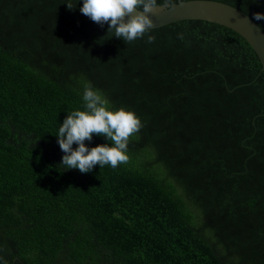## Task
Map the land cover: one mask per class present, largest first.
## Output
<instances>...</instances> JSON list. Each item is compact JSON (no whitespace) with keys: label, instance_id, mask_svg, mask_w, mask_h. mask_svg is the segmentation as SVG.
Segmentation results:
<instances>
[{"label":"trees","instance_id":"trees-1","mask_svg":"<svg viewBox=\"0 0 264 264\" xmlns=\"http://www.w3.org/2000/svg\"><path fill=\"white\" fill-rule=\"evenodd\" d=\"M220 1L264 14V0ZM82 5L0 0V264H264L253 49L199 18L124 41ZM86 83L141 121L116 168L60 164L56 135L84 110ZM84 143L111 146L96 134Z\"/></svg>","mask_w":264,"mask_h":264},{"label":"clouds","instance_id":"clouds-1","mask_svg":"<svg viewBox=\"0 0 264 264\" xmlns=\"http://www.w3.org/2000/svg\"><path fill=\"white\" fill-rule=\"evenodd\" d=\"M176 5V0H164L162 4L169 10ZM157 6V0H83L80 11L98 24L107 22L109 29L115 30L116 37L131 42L153 28V21L147 14ZM253 19L264 20V14L255 13ZM154 40V36H148L149 43ZM83 101L84 110L68 114L58 129V144L65 153L60 164L88 173L97 164L116 168L127 163L129 138L142 127L140 119L123 108L109 110L108 100L90 83L85 84ZM93 134L104 136L111 146L103 144L89 149L84 142L91 141ZM74 143L77 145L75 150L72 148Z\"/></svg>","mask_w":264,"mask_h":264},{"label":"water","instance_id":"water-1","mask_svg":"<svg viewBox=\"0 0 264 264\" xmlns=\"http://www.w3.org/2000/svg\"><path fill=\"white\" fill-rule=\"evenodd\" d=\"M176 3L171 10L163 7V3H157L154 11L147 14L153 27L184 18L205 19L226 26L253 49L264 73V32L244 11L220 0H176Z\"/></svg>","mask_w":264,"mask_h":264}]
</instances>
